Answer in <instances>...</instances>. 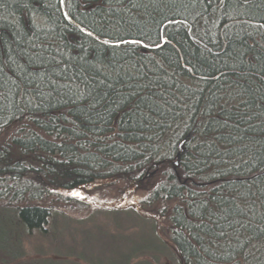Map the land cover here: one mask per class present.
I'll return each mask as SVG.
<instances>
[{
    "label": "trees",
    "instance_id": "1",
    "mask_svg": "<svg viewBox=\"0 0 264 264\" xmlns=\"http://www.w3.org/2000/svg\"><path fill=\"white\" fill-rule=\"evenodd\" d=\"M0 137L29 230L159 168L184 264H264V0H0Z\"/></svg>",
    "mask_w": 264,
    "mask_h": 264
},
{
    "label": "rangeland",
    "instance_id": "2",
    "mask_svg": "<svg viewBox=\"0 0 264 264\" xmlns=\"http://www.w3.org/2000/svg\"><path fill=\"white\" fill-rule=\"evenodd\" d=\"M158 172L65 193L79 205L47 196L50 215L40 229L29 230L1 203L0 264H184L170 239L169 207L144 202Z\"/></svg>",
    "mask_w": 264,
    "mask_h": 264
},
{
    "label": "snow or ice",
    "instance_id": "3",
    "mask_svg": "<svg viewBox=\"0 0 264 264\" xmlns=\"http://www.w3.org/2000/svg\"><path fill=\"white\" fill-rule=\"evenodd\" d=\"M130 42H133L134 43V41H130ZM78 195V194H77Z\"/></svg>",
    "mask_w": 264,
    "mask_h": 264
}]
</instances>
